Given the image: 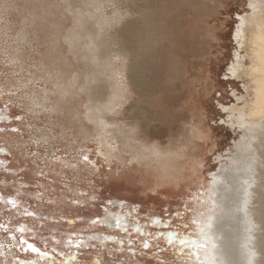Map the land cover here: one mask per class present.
Masks as SVG:
<instances>
[{
    "label": "rangeland",
    "instance_id": "rangeland-1",
    "mask_svg": "<svg viewBox=\"0 0 264 264\" xmlns=\"http://www.w3.org/2000/svg\"><path fill=\"white\" fill-rule=\"evenodd\" d=\"M33 2L39 7L38 0H8L10 6L6 10L2 6L3 1L0 0V107L8 103L11 105L9 115L23 117L21 121H0V128L5 129L0 131V196L15 200L18 205L16 209H11V205L0 201V223L6 225L10 223L16 229L17 235L23 228L26 234L30 237L34 236L39 243L48 242L49 246L55 247L52 241L61 237L66 238L73 229H88L89 226L84 220L102 214L99 208L86 207L94 198L105 202L108 199H124L128 202L129 208L133 203L141 205L139 213L142 217L141 223H145L147 219L145 213H151L153 218L160 216L166 219L167 217L160 212L161 208L167 207L171 212L179 210L183 215L173 217V222L185 225L180 231L183 235L195 239L193 220L196 199L202 198L206 189H204L206 181H203V177L208 181L211 180V175L219 168L217 153L222 152L226 157L230 154L229 149L234 146V141L241 135L238 128L234 130L226 123L229 121L226 111L224 115H217L211 109L212 104L216 103L211 97L217 91L224 93L226 91L224 84L227 82V88L235 91L236 96L232 99L223 96L224 104L229 107L242 105L238 97L246 93L242 86L243 82L234 81L228 67L236 49L233 39L238 24L236 14L251 10L248 8L249 0L204 1L203 14L206 16L203 23L214 29L215 39L202 37L195 41L192 35L184 50L167 54L168 62H174L177 57L180 62L188 64L190 70L196 58H199V64L204 60L201 65L197 63L199 66L194 68L195 71L192 69L188 73V77L193 74L192 76L195 75L197 78L191 80L193 85L187 86L185 93L190 95L191 98L187 97L192 104L199 106L201 103L202 106L197 110L200 111V116L201 114L203 116V119L199 118L204 136L197 138V142L201 143V146L215 147L214 151L206 155L203 161L205 166L201 168L200 165V180L192 174L193 171L189 167L185 170L186 178L184 179L183 176L180 180V186L170 184L161 186L154 182L152 173L144 165L141 166L139 162L131 159L132 153L123 148L122 144L119 145V149L123 156L118 157V152L112 150L115 149L116 144L113 147L103 145L99 143L97 136L83 138L81 136L83 125L87 127L93 125L85 117L87 102L85 94L77 92L73 94V98L69 95L67 103L63 106L65 109L58 112L53 110V104L61 97L59 88L63 85L62 80L53 79L54 76L47 74L45 62L60 60L63 64L69 63L68 74L72 76L76 75L77 61L71 54L58 51L55 42L59 41H55V37L53 38L50 32L48 35L41 27H36L42 21L40 16L34 19V22L27 17ZM152 4L154 5V0ZM28 5L29 7L25 8ZM40 11L39 7L38 12ZM64 21L69 22L68 19ZM161 54L165 56L163 53L159 55ZM159 69L158 77L163 74ZM198 70L202 72L199 73L202 79L196 74ZM59 73L60 71L56 70V74ZM196 79L199 81L196 82ZM132 80H134L133 85L135 83L133 87H138L137 93L134 92L126 101L128 105L125 104L126 109L122 110L125 115L124 113L119 115L121 117L129 116L130 113L140 115L139 117H142L140 119L144 121L145 126H143L151 130L153 140L161 139L162 144L166 146L170 133L174 134L178 129L172 130L168 121L158 119L154 101L157 100L156 95L159 91L158 93L154 91L151 82L144 84L147 87L145 88L143 84L138 83L140 82L138 77H133ZM236 84H239L240 88H237ZM148 85L152 87L151 90ZM189 87H192L191 90L188 89ZM165 88L168 87L163 88V91L169 95L168 97L166 95L165 99L167 105H171L170 108L173 107L174 110L180 109L182 100L180 88L171 91L168 88V92L164 90ZM10 95L14 96V100L8 99ZM21 102L25 108L24 112L18 111ZM212 116H216L221 123L217 124L214 121L213 127L209 128L206 121ZM181 122L185 123V120ZM135 126L141 130L140 134H143L142 126L139 124ZM12 128H19L20 131L8 130ZM84 155L90 158L91 163L83 159ZM201 171H204L203 174ZM10 209L11 216L7 214ZM28 212L34 215L29 216ZM96 230L117 235V230L114 228L104 229L96 226ZM150 230L168 231L159 225ZM136 238V235H133V239ZM9 240L10 235H6L3 229H0V242L8 245ZM62 247H57V251H61ZM161 247L164 248L163 252H159L155 247L141 252L139 246H128L125 242V252L121 254L115 241L102 245L97 240L90 242L89 247L79 253L76 259L66 256L64 260L66 264H133V261L135 264H158L159 261L169 264L171 260H177L179 264H195L198 261L196 259L199 255L195 252L194 246L178 244L170 246L162 242ZM64 250L69 253L76 252L74 247ZM24 255L18 250L9 252L5 248L0 252V260L13 259L14 256L22 258Z\"/></svg>",
    "mask_w": 264,
    "mask_h": 264
},
{
    "label": "bare ground",
    "instance_id": "bare-ground-1",
    "mask_svg": "<svg viewBox=\"0 0 264 264\" xmlns=\"http://www.w3.org/2000/svg\"><path fill=\"white\" fill-rule=\"evenodd\" d=\"M1 1L8 10V0ZM204 1L208 0H154L153 5V0H38L41 11L38 12L35 1L27 16L32 22L40 16L42 21L36 27L48 35L50 32L59 41L55 42L58 51L71 54L77 61L76 75L72 76L68 74L69 63L45 62L47 74L62 80L63 85L53 110L65 109L69 95L73 98L74 93L85 94V117L93 125L84 124L81 136L85 139L97 136L99 143L109 147L116 144L112 150L118 152V157L122 155L119 149L122 144L132 153L131 159L144 165L152 173V180L161 186H180L189 167L200 180V165L205 166L206 155L215 149L197 142V138L204 136L200 124L203 116L198 111L202 106L192 104L190 95L185 93L186 87L193 85L191 80L197 78L193 74L188 77V73L197 67L199 58L194 60L191 70L177 57L174 62L167 59V54L184 50L192 35L195 41L202 37L215 39L214 29L203 23ZM263 2L249 0L251 10L236 14L238 24L233 33L236 49L228 70L234 81L243 82L246 93L238 97L242 105L229 107L223 103L222 108L229 116L226 123L234 130L238 128L241 135L229 149L230 154L225 157L222 152L217 153L219 168L211 180L203 177L206 181L203 197H195L194 235L202 245L194 246L199 255L195 264H264ZM23 35L25 38V32ZM158 66L163 71L160 77ZM56 70L60 71L58 75ZM199 73L202 72L196 73L200 77ZM133 77H138V83L143 85L151 82L155 92L162 91L160 95L154 94L156 107L154 103L151 105L156 108L158 119L168 121L172 130L178 129L170 133L166 146L161 139L153 140L140 115H119L138 88H134ZM164 87L170 91L180 88V109L167 105L165 99L169 95L163 91ZM148 88L152 89L149 85ZM132 116L136 119L130 120ZM138 124L144 129L143 134L135 126ZM133 127L137 131L133 132Z\"/></svg>",
    "mask_w": 264,
    "mask_h": 264
},
{
    "label": "snow or ice",
    "instance_id": "snow-or-ice-1",
    "mask_svg": "<svg viewBox=\"0 0 264 264\" xmlns=\"http://www.w3.org/2000/svg\"><path fill=\"white\" fill-rule=\"evenodd\" d=\"M223 17H221L222 19ZM227 79V78H225ZM237 88H240L239 84H236ZM225 92L221 93L217 91L213 94L211 99L216 101L212 104L211 109L217 113V115H224L225 109L221 107L224 103L223 96H227L232 99L236 96V92L227 88V82L224 84ZM10 101L14 100V96H9ZM11 111V105L5 103L0 107V121L15 120L21 121L22 115L11 116L8 113ZM19 112H24L23 102H21L18 107ZM136 117H130V120H135ZM219 124L221 123L216 116H212L206 121L209 128L213 127V122ZM10 131H20L19 128L8 129ZM0 131H5L4 128H0ZM135 132L137 129L132 128ZM210 146V145H209ZM86 162L91 163L90 158L87 155L83 156ZM42 175V173H41ZM151 195V193H150ZM0 201H3L6 205H11V209H16L18 207L17 202L13 199H5L0 196ZM79 202V201H78ZM89 209L96 207L102 212L101 215H97L93 219L84 220L89 227L88 229L75 230L73 229L67 234V237H61L58 240L52 241L55 247L49 246L48 242L39 243L34 236H29L25 233V230L21 228L19 234H16V229L11 226V224L0 223V229H3L6 235H10V240L8 245L0 242V252L5 248L9 252H15L18 250L20 253L25 255L21 258L19 256H14L13 259L5 258L0 260V264H66L64 257L68 256L70 259H76L79 253L86 250L89 247L90 242L100 241V243L107 244L109 241H115L118 246V251L123 254L125 252V242L128 246H139L141 252L150 247H155L159 252H163L164 248L161 247V243L166 245L178 244L181 246H196L201 247L202 245L196 239L190 238L183 235L180 231L185 225L175 224L173 222V217H181L183 214L176 210L171 212L167 207L161 208L160 212L166 219L156 216L153 218L151 213H145V223H141L142 217L139 215L141 210V205L139 203H133L131 208L128 206V202L124 199H108L106 202L103 200L97 201L96 198L93 199L91 204L86 205ZM11 209L8 211V215L11 216ZM27 215L32 216L34 213L28 212ZM193 223H197L193 221ZM162 226L168 231L150 230L154 226ZM96 226H100L104 229H116L117 235L105 234L103 231H97ZM120 233H123L121 235ZM133 235H136V239H133ZM39 244V246H38ZM62 247L61 251H57V247ZM74 247L76 252L69 253L66 248ZM139 255V254H137ZM133 264L135 262L133 261ZM158 264H163V261H159ZM169 264H179L177 260L169 261Z\"/></svg>",
    "mask_w": 264,
    "mask_h": 264
}]
</instances>
